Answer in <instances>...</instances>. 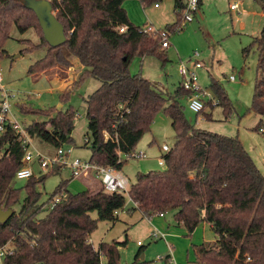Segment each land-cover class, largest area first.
<instances>
[{"label":"trees","instance_id":"16d2710c","mask_svg":"<svg viewBox=\"0 0 264 264\" xmlns=\"http://www.w3.org/2000/svg\"><path fill=\"white\" fill-rule=\"evenodd\" d=\"M48 1L64 26L66 43L50 47L34 12L26 9L21 0H0V59L7 54L4 45L12 30L16 28L24 34L36 22L48 51L30 66L29 74L39 75L56 67L68 69L69 57L73 55L87 69L83 76L101 83L85 101V146L92 151L90 161L122 172L129 159L121 160V156L135 153L160 111L171 120L176 141L163 156L166 169L139 173L128 196L107 193L102 187L98 192L88 189L74 195L68 191L69 181H62L48 204L58 195L65 198L48 209L47 204L40 203L39 187L64 166L39 178L34 176L24 188H16L15 174L23 166L25 150L17 142L15 131L8 128L0 136V204L5 210L12 209L13 215L0 224V248L10 244L14 253L5 259V264H100L102 255L107 264H119V246L125 243H101L96 249L90 237L99 221H117V213L125 209L128 198L135 205L133 210L144 218L174 212L176 223L189 234L201 224L210 225L215 241L195 246L196 264H264V175L242 142L192 125L181 104L190 93L182 85L173 96L166 97L152 82L130 73L135 55H156L167 62V49L162 48L160 34L156 33L154 39V31L134 26L124 8L125 0ZM150 1L143 0L144 6ZM255 1L264 12V0ZM185 9L186 0H174L178 22L165 30H181L179 24ZM253 49L258 60L251 111L262 117L260 127L264 123V30L243 50L244 56ZM210 89L226 118L231 116L232 103L213 77ZM69 95L70 92H64L62 99L68 100ZM22 113L48 118L24 125L32 139L56 149L72 142L76 118L73 109L57 112L54 117L40 111ZM43 212L45 215L40 217ZM94 212L98 214L97 220L91 216ZM133 264L145 263L137 257Z\"/></svg>","mask_w":264,"mask_h":264},{"label":"rangeland","instance_id":"374dc122","mask_svg":"<svg viewBox=\"0 0 264 264\" xmlns=\"http://www.w3.org/2000/svg\"><path fill=\"white\" fill-rule=\"evenodd\" d=\"M236 1L204 0L193 22L183 24L182 15L179 24L182 28L171 34V46L164 51L166 63L156 55H135L129 68L132 75L149 80L164 96H173L183 84L181 65L191 66L198 54L197 60L203 66L197 71L198 85L211 95L215 105L211 103L212 105H208L202 113L197 114L190 110L188 100L183 99L181 104L186 118L196 128L239 138L264 175V133L260 131L261 128L264 129V123L259 127L262 117L251 111L258 54L254 49L247 57L243 54V50L251 46L254 38L259 37L264 30V12L255 0H240L239 10L232 11L230 6ZM155 4H159V8H156ZM124 8L134 26L153 28L151 37L154 39L157 37L156 33L167 31L165 29L168 25L178 22L174 0H151L146 6L143 0H125ZM4 49L7 54L0 59V73L3 78L1 83L13 96L12 111L17 121L29 126L33 122L48 120L43 116L25 115L22 112L40 111L44 112V115L54 117L57 112L73 109L76 118L72 142L63 145V148L66 151L73 149L71 159L89 161L92 151L85 146L88 125L85 101L101 83L90 76L84 77L87 69L73 55L69 57L71 67L68 69L56 67L39 75L29 74L30 66L44 58L48 51L42 31L36 22L24 34L14 28ZM24 50L28 53H24ZM232 75L236 78L235 82L229 80ZM211 77L219 82L232 103L233 112L227 118L210 89ZM64 92H70L68 100L62 99ZM204 100L208 103L210 97ZM175 141L171 120L160 111L150 131L145 134L135 150L136 155L143 153L145 157L130 158L123 167L121 173L128 179L129 185L136 183L139 173L164 171L166 165L159 164V160H164L163 156L166 155L162 147L168 145L172 148ZM31 144L38 152L48 157L57 152L55 147L37 138L31 139ZM30 166L36 178L50 173L42 171L37 162L31 163ZM62 181H69L68 191L74 195L88 189L98 192L102 187L95 176L73 179L71 170L64 167L60 173L50 176L45 184L39 187L42 193L41 204H48L51 195ZM27 183L28 179L14 180L15 187L19 189L24 188ZM21 198L23 201L24 192ZM134 207V203L128 198L125 209L117 213V221H99L97 230L90 237V242L96 249L101 243H125L119 246V264H133L137 257L141 263L162 264L160 258L170 254L169 246L177 264H196L195 246L212 243L215 239V234L208 224H201L193 234H189L185 227L176 223L174 212L166 213L165 218L157 215L149 219L144 218L139 211H134ZM44 215L45 212L40 217ZM91 216L94 220L98 219L96 212ZM155 232L166 234V241L155 239ZM171 236L174 239H171ZM140 251L142 253L139 255ZM0 264H5V260L0 258ZM101 264H107L104 255L101 256Z\"/></svg>","mask_w":264,"mask_h":264},{"label":"built area","instance_id":"2783aa9c","mask_svg":"<svg viewBox=\"0 0 264 264\" xmlns=\"http://www.w3.org/2000/svg\"><path fill=\"white\" fill-rule=\"evenodd\" d=\"M241 1L237 0L235 3H232L230 9L232 11H238L240 8ZM155 7L158 8L159 4H155ZM200 11V0H186V9L183 14V24L191 23L194 21L195 15ZM147 31H152V28L146 29ZM121 31H124L122 29ZM179 31V30H178ZM172 33L168 31H162L160 37L162 40V48L169 49L171 44L169 38ZM198 54H196L195 63L191 66L188 64H182L180 67V74L183 78L182 87L185 91H188L190 95L187 100L189 103V108L191 111L199 114L202 113L205 108L208 106L205 102V98L210 97V103H213V99L210 94L204 91L198 85L197 71L203 68L202 63L197 60ZM2 75L0 73V136L7 132L8 128H11L15 131L17 135V142H20L24 145L25 156L23 159V166L16 172L15 179L24 180L34 177V171L31 168V163L37 162L42 169L46 172L53 168L64 166L71 170V176L73 179L80 178H90L95 176L101 183L102 188L107 193H119L128 196L130 191V185L128 179L120 172L114 168H104L99 167L96 164L92 163L90 160L83 159H71L73 155V149L64 150L63 146L57 149V152L54 156L48 157L40 152H38L31 144V137L27 133L25 126L21 124L15 118L12 111V98L13 96L6 91L2 82ZM229 80L235 82V76H230ZM208 102V103H209ZM212 105V104H211ZM218 105V104H217ZM261 132L264 133V129L261 128ZM87 140V139H86ZM164 153H169L171 148L168 145L162 147ZM123 158H142L145 157V154L140 153L136 155L133 153L129 157L121 156ZM160 166L166 165L165 160H159ZM65 198V195H58L52 199V201L46 205V208L53 209L58 203H60ZM159 216H164L163 214ZM153 237L157 240L164 239L166 241V235L159 232L153 233ZM138 244H141L140 242ZM170 254L164 258H160L162 264H177L172 256V250L169 246ZM14 251L11 246L5 245L0 248V258L5 260L8 256L13 255ZM101 264V263H100Z\"/></svg>","mask_w":264,"mask_h":264},{"label":"water","instance_id":"95a60500","mask_svg":"<svg viewBox=\"0 0 264 264\" xmlns=\"http://www.w3.org/2000/svg\"><path fill=\"white\" fill-rule=\"evenodd\" d=\"M26 9L37 16L44 39L52 48L66 43L65 29L53 10L52 3L48 0H21ZM13 215L12 209L5 210L0 204V224H5Z\"/></svg>","mask_w":264,"mask_h":264},{"label":"crops","instance_id":"0c3cea01","mask_svg":"<svg viewBox=\"0 0 264 264\" xmlns=\"http://www.w3.org/2000/svg\"><path fill=\"white\" fill-rule=\"evenodd\" d=\"M203 1H204V0H202V6H203ZM202 6H201V7H202ZM158 8H159V7H158ZM200 9H201V8H200ZM152 29H153V28H152ZM98 182L100 183L99 180H98ZM100 186H101V183H100ZM165 216H166V215H165ZM165 216H163V217L160 216V217H161V218H165ZM204 224H206V223H204ZM209 226H210V225H209ZM161 234H162V233H161ZM165 235H166V234H165ZM166 238H167V235H166ZM170 238H171V239H174V237H172V236H171ZM213 241H215V239H214ZM138 243H139V242H138ZM173 258H174V257H173ZM174 260H175V258H174ZM175 262H176V260H175Z\"/></svg>","mask_w":264,"mask_h":264}]
</instances>
